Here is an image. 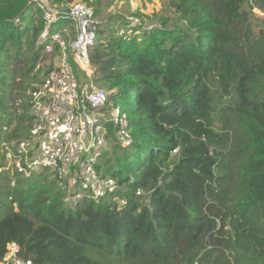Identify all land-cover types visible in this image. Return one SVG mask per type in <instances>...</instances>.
<instances>
[{
	"label": "trees",
	"instance_id": "trees-1",
	"mask_svg": "<svg viewBox=\"0 0 264 264\" xmlns=\"http://www.w3.org/2000/svg\"><path fill=\"white\" fill-rule=\"evenodd\" d=\"M166 1L178 23L162 16L121 35L120 21L83 2L99 21L94 78L126 115L132 141L113 144L97 168L127 188L66 203V184L52 174L12 171L15 184L0 186V259L14 241L33 264H264V30L250 18L264 0ZM42 27L30 0H0V130L12 119L9 48L12 57L24 44L33 51L20 71L28 76ZM17 136L12 129L4 143Z\"/></svg>",
	"mask_w": 264,
	"mask_h": 264
},
{
	"label": "built area",
	"instance_id": "built-area-1",
	"mask_svg": "<svg viewBox=\"0 0 264 264\" xmlns=\"http://www.w3.org/2000/svg\"><path fill=\"white\" fill-rule=\"evenodd\" d=\"M30 4L42 10L43 27L36 44L41 47L39 61L45 64L44 56L54 59L48 63L49 69L43 77L31 83L29 89V136L3 143L6 163L0 171H15L26 178L46 170L57 177L61 186L75 187L70 199H65L69 202L82 196L98 200L118 190L124 192L126 184L120 185L116 177L97 168L100 157L108 149V125L114 128V144L127 148L132 141L126 115L119 107L110 105L109 91L97 86L92 78L94 68L89 50L95 43L99 24L94 10L80 1L69 3L62 10L50 6L47 0H30ZM129 4L136 7L133 0ZM140 18L132 12L123 20L131 29L142 24ZM63 20L70 21V28L65 25L55 30L54 25ZM118 34H125V30ZM67 49L88 82L81 85L77 82L67 59ZM177 150L174 148L172 153ZM14 184L12 178L11 185ZM135 194L141 195L143 191L138 189ZM117 203L125 205L126 200L119 198ZM0 264L33 263L22 257L18 243L11 241Z\"/></svg>",
	"mask_w": 264,
	"mask_h": 264
},
{
	"label": "rangeland",
	"instance_id": "rangeland-1",
	"mask_svg": "<svg viewBox=\"0 0 264 264\" xmlns=\"http://www.w3.org/2000/svg\"><path fill=\"white\" fill-rule=\"evenodd\" d=\"M50 4V6L58 9V10H62L65 9L67 7V5L69 3L75 2V1H80V2H87L88 4H90L93 8H95L96 3H97V7L100 9V15H103V17H105L106 19L109 17H113L115 18L116 21H120L121 25H119L120 27L118 28V32L121 33V30H125V34L128 32L130 33L131 30L130 28H128L125 24V20L124 17L128 16L129 14H131L132 12H136L137 15L139 17H141L140 19L143 21L141 22L142 24H139V26L135 27V34H141L142 30H149L151 29L153 26L158 25V22L161 21L160 17H168L170 20L168 21V24L174 22V23H178V21L176 22L177 18H176V14L173 12V10L171 9V7L168 5V1L166 0H133L135 2L136 7L132 8L129 4V0H60V2H62V4L60 5L59 0H47ZM110 1L109 6L107 5V2ZM94 4V5H93ZM34 6V5H33ZM35 7V6H34ZM36 16H34L35 18ZM251 23L255 29V31L258 33L260 31L264 30V11L258 9L257 7H253L251 9ZM115 21V22H116ZM124 22V23H123ZM107 24V23H106ZM67 28H70V21H61L59 24L54 25V29L55 30H59L61 27L65 26ZM38 38V37H37ZM37 38L34 41V48L36 47L37 44ZM50 42V40H49ZM9 54H10V61L7 64V68L10 70V72L7 73V75L9 76V83L10 85L8 86V94L9 96H11L13 99L10 100L9 97H7V100L5 101L6 105H7V111L8 114L6 115H10L12 117V119L10 120V124L8 125H1V130H0V153H2L3 149V143L7 142L8 138L5 139V137H7L8 134L11 133L12 129H16L18 130V136L17 137H13L15 138H19V139H23V138H27L29 136V107L27 108V106H23V104L28 103L29 105V89L31 86V83H33L34 81H38L40 80L43 75L47 72V70L49 69V62L52 61L54 58L52 56H44L43 61H46L45 64L42 63V61L40 62L38 60V62L36 63V65L32 68V70L30 71V73L28 74V76L25 77H21L20 75V71L21 72H27V69L31 67V63H30V53L32 54L33 51H31L30 53L27 51V45L24 44L22 46V49H26L24 52V54H16V55H22V57H12L11 53H13L14 48H9ZM44 53H42L41 55H43ZM24 55V56H23ZM67 59L70 61V66H71V70L73 72V74L75 75L77 82L81 85L85 82H88V78L85 75V73L83 71H81L73 62H72V58H71V52L69 49H67ZM94 83L99 86V87H103V83L100 81H96L94 76L92 77ZM28 84V86H26L25 88H21V86ZM104 88V87H103ZM218 96V94H216V97ZM215 97V98H216ZM23 117V118H21ZM216 127L219 125V123L216 121ZM113 135L110 137L108 136V149L105 151H109L111 146L114 144L113 142ZM10 139V138H9ZM7 144V143H6ZM116 154L121 155L123 153V151L125 149H116ZM110 152V151H109ZM109 152L107 153H103V155L100 157L99 162L102 163L104 160H106V158L108 156H110ZM175 154L171 152V156L173 157ZM112 156H115V154H113ZM4 162L6 163V158H4ZM46 170H44L45 172ZM48 172V171H46ZM45 172V173H46ZM12 172H5L4 177L5 179H2V181L0 180V186L6 187L8 186V184L11 185V179L12 177H10ZM49 174V172H48ZM6 175V176H5ZM8 176V177H7ZM50 177V176H49ZM13 186V185H11ZM74 186L69 184V187L66 188V196L68 197V199H70V197L73 195L72 192L74 190ZM72 199V198H71ZM141 201H143L144 203L148 202V199L146 197H141ZM69 201H66V203ZM227 256V259H230V253L225 251L224 252ZM223 259V256H222ZM197 264V263H196Z\"/></svg>",
	"mask_w": 264,
	"mask_h": 264
},
{
	"label": "bare ground",
	"instance_id": "bare-ground-1",
	"mask_svg": "<svg viewBox=\"0 0 264 264\" xmlns=\"http://www.w3.org/2000/svg\"><path fill=\"white\" fill-rule=\"evenodd\" d=\"M97 28H98V26H97ZM97 31V30H96ZM95 42H96V40H95ZM31 177V176H30Z\"/></svg>",
	"mask_w": 264,
	"mask_h": 264
}]
</instances>
